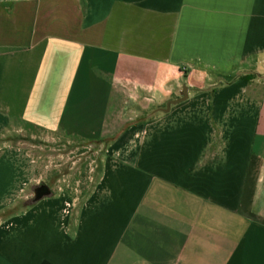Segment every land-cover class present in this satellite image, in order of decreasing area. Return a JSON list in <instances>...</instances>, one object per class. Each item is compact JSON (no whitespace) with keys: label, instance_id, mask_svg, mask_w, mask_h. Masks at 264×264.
Instances as JSON below:
<instances>
[{"label":"crops","instance_id":"obj_1","mask_svg":"<svg viewBox=\"0 0 264 264\" xmlns=\"http://www.w3.org/2000/svg\"><path fill=\"white\" fill-rule=\"evenodd\" d=\"M253 74L264 0H0V264H264ZM27 128L101 148L83 199Z\"/></svg>","mask_w":264,"mask_h":264},{"label":"rangeland","instance_id":"obj_2","mask_svg":"<svg viewBox=\"0 0 264 264\" xmlns=\"http://www.w3.org/2000/svg\"><path fill=\"white\" fill-rule=\"evenodd\" d=\"M261 82L264 93V74ZM165 108L166 103L160 106V109ZM14 139L16 145L26 149L34 158L38 171L47 172L62 191L79 200L88 194L90 171L96 167L100 147L79 140L59 139L41 128H27L17 133Z\"/></svg>","mask_w":264,"mask_h":264},{"label":"water","instance_id":"obj_3","mask_svg":"<svg viewBox=\"0 0 264 264\" xmlns=\"http://www.w3.org/2000/svg\"><path fill=\"white\" fill-rule=\"evenodd\" d=\"M182 98L178 99V100H175V101H172V102H168L167 103V108L164 109L165 111H169V109L171 108L172 105H177L185 100L188 99V87L187 86H184L183 87V91H182ZM44 195H46V192H44V190L41 188V190H37L36 192V196L37 198H41L42 196L44 197Z\"/></svg>","mask_w":264,"mask_h":264},{"label":"trees","instance_id":"obj_4","mask_svg":"<svg viewBox=\"0 0 264 264\" xmlns=\"http://www.w3.org/2000/svg\"><path fill=\"white\" fill-rule=\"evenodd\" d=\"M262 78L263 76L259 75V74H253V75H246V76H232L228 79V81L230 82H233L237 79H240L242 78L244 81H247V82H251L253 80H256L258 78Z\"/></svg>","mask_w":264,"mask_h":264}]
</instances>
